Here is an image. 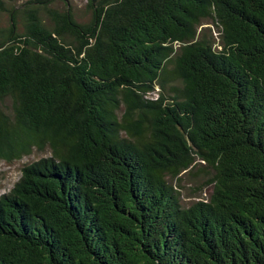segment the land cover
<instances>
[{
  "label": "trees",
  "instance_id": "obj_1",
  "mask_svg": "<svg viewBox=\"0 0 264 264\" xmlns=\"http://www.w3.org/2000/svg\"><path fill=\"white\" fill-rule=\"evenodd\" d=\"M34 150L0 264H264V0H0V162Z\"/></svg>",
  "mask_w": 264,
  "mask_h": 264
},
{
  "label": "rangeland",
  "instance_id": "obj_2",
  "mask_svg": "<svg viewBox=\"0 0 264 264\" xmlns=\"http://www.w3.org/2000/svg\"><path fill=\"white\" fill-rule=\"evenodd\" d=\"M23 1V0H21ZM77 15L84 13L86 0H69ZM6 19H4L5 22ZM157 98L156 95H152ZM49 157L48 151L34 150L30 155L23 157L20 160L12 162H0V198L11 191L14 185L21 177V170L25 165L31 164L41 158ZM202 171H206L202 169ZM207 175L202 172L191 176L184 173L180 180L172 181L175 190L179 193L180 201L183 206H189L193 202L200 201L207 196Z\"/></svg>",
  "mask_w": 264,
  "mask_h": 264
}]
</instances>
